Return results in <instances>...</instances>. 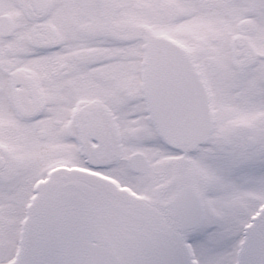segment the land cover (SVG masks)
I'll list each match as a JSON object with an SVG mask.
<instances>
[{
	"label": "snow or ice",
	"instance_id": "6c2138e0",
	"mask_svg": "<svg viewBox=\"0 0 264 264\" xmlns=\"http://www.w3.org/2000/svg\"><path fill=\"white\" fill-rule=\"evenodd\" d=\"M0 264H264V0H0Z\"/></svg>",
	"mask_w": 264,
	"mask_h": 264
}]
</instances>
